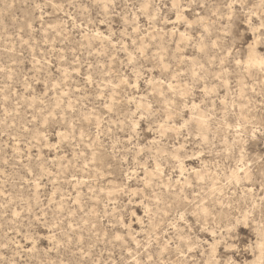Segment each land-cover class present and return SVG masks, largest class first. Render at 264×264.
Masks as SVG:
<instances>
[{
    "label": "rangeland",
    "instance_id": "1",
    "mask_svg": "<svg viewBox=\"0 0 264 264\" xmlns=\"http://www.w3.org/2000/svg\"><path fill=\"white\" fill-rule=\"evenodd\" d=\"M0 264H264V0H0Z\"/></svg>",
    "mask_w": 264,
    "mask_h": 264
},
{
    "label": "bare ground",
    "instance_id": "2",
    "mask_svg": "<svg viewBox=\"0 0 264 264\" xmlns=\"http://www.w3.org/2000/svg\"><path fill=\"white\" fill-rule=\"evenodd\" d=\"M256 62V61H255ZM254 64V63H253Z\"/></svg>",
    "mask_w": 264,
    "mask_h": 264
}]
</instances>
